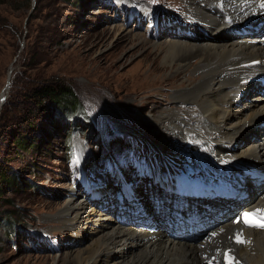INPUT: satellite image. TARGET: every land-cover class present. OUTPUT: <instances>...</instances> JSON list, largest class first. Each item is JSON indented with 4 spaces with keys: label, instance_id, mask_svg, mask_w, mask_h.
I'll list each match as a JSON object with an SVG mask.
<instances>
[{
    "label": "rangeland",
    "instance_id": "obj_1",
    "mask_svg": "<svg viewBox=\"0 0 264 264\" xmlns=\"http://www.w3.org/2000/svg\"><path fill=\"white\" fill-rule=\"evenodd\" d=\"M130 2L154 20L163 10L187 11L183 0H35L26 19L31 0H0V93L8 88L0 115V264H66V254L91 242L90 227L71 233L56 217L70 189L85 188L77 158L86 157V163L93 158L100 173L106 166L112 174L114 159H127L120 168L129 175L138 162L149 165L160 153L192 147L179 131L192 124L189 111L197 107L176 94L199 80L197 61H177V71L155 68L163 64L156 44L168 32H159L160 22L156 34L148 30V18L138 23L137 12H127L130 6L121 10ZM10 74V87H4ZM36 78L72 86L99 129L128 143L112 157L111 150L104 154L99 131L89 132L84 124L71 129L57 111L48 119L27 92ZM23 133L35 146L17 148L13 136ZM153 141L159 145L153 147ZM2 168L14 170L17 180L4 178ZM75 192L73 201H84ZM125 250L136 253L130 246Z\"/></svg>",
    "mask_w": 264,
    "mask_h": 264
},
{
    "label": "bare ground",
    "instance_id": "obj_2",
    "mask_svg": "<svg viewBox=\"0 0 264 264\" xmlns=\"http://www.w3.org/2000/svg\"><path fill=\"white\" fill-rule=\"evenodd\" d=\"M183 1L185 13L159 14L168 39L156 44L163 64L155 68L176 70L177 61H197L193 68L199 80L176 94L197 107L189 111L192 124L179 131L192 147L163 155L150 165L139 164L133 178H126L118 189L110 176L95 169L93 158L86 163L82 156L86 187L74 189L84 201H73L76 192L70 189L56 217L71 233L81 235L90 227L91 242L66 254V264H216L220 246L228 243L227 233L238 226L227 213L215 217L201 237L196 232L174 235L173 226L214 217L219 202L213 193L220 187L246 190V208L251 202L264 212V0ZM7 90L0 93V104ZM256 134L260 139L254 141ZM158 145L153 141V147ZM168 183L188 188L182 189L183 199L173 201L166 191ZM182 204L183 209L176 208ZM140 213H145L143 218H138ZM173 215V221L166 222ZM247 232L243 244H233L231 252L239 261L234 264H264V230ZM129 246L136 253L129 254Z\"/></svg>",
    "mask_w": 264,
    "mask_h": 264
},
{
    "label": "trees",
    "instance_id": "obj_3",
    "mask_svg": "<svg viewBox=\"0 0 264 264\" xmlns=\"http://www.w3.org/2000/svg\"><path fill=\"white\" fill-rule=\"evenodd\" d=\"M33 8H35V5ZM31 82L33 83H29L27 92H30L29 94L35 102V105L43 111V114L48 116V119L51 120L55 116L54 114H52V116L51 113L57 111L58 113L60 112L63 119L68 120V125L71 129H82L80 126L84 124L88 126L89 132L96 130L95 124L87 108L84 103L81 102V99L72 86L66 83H61L57 80L49 81V79H47L41 81L40 78L32 79ZM7 102L8 100L6 99L3 103L0 115ZM13 141L16 143L19 150L35 146L32 139H29V136L26 133L14 135ZM2 171V174L5 176L4 178H9L8 180L14 181L17 180V177L15 178L14 170L2 168Z\"/></svg>",
    "mask_w": 264,
    "mask_h": 264
},
{
    "label": "water",
    "instance_id": "obj_4",
    "mask_svg": "<svg viewBox=\"0 0 264 264\" xmlns=\"http://www.w3.org/2000/svg\"><path fill=\"white\" fill-rule=\"evenodd\" d=\"M34 2H35V0H31L30 10H29V13H28L26 19L29 17L31 10H32L33 7H34ZM9 70H10V72H11V67H10ZM10 81H11V76L9 75L8 78H7V81H6L5 85H4V87H5L6 85H9V84H10ZM4 101H5V99H4L3 101H1L0 108H1V106L3 105Z\"/></svg>",
    "mask_w": 264,
    "mask_h": 264
}]
</instances>
